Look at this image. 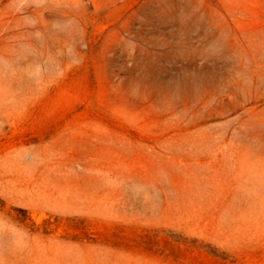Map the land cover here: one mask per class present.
Instances as JSON below:
<instances>
[{
  "label": "rangeland",
  "instance_id": "374dc122",
  "mask_svg": "<svg viewBox=\"0 0 264 264\" xmlns=\"http://www.w3.org/2000/svg\"><path fill=\"white\" fill-rule=\"evenodd\" d=\"M0 264H264V0H0Z\"/></svg>",
  "mask_w": 264,
  "mask_h": 264
}]
</instances>
